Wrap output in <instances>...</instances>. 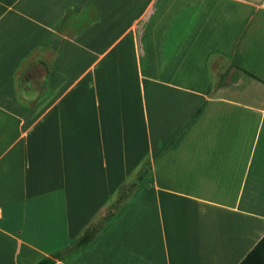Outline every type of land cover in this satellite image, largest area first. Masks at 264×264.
<instances>
[{"label": "crops", "instance_id": "0c3cea01", "mask_svg": "<svg viewBox=\"0 0 264 264\" xmlns=\"http://www.w3.org/2000/svg\"><path fill=\"white\" fill-rule=\"evenodd\" d=\"M263 236L264 0H0V264H239Z\"/></svg>", "mask_w": 264, "mask_h": 264}, {"label": "trees", "instance_id": "16d2710c", "mask_svg": "<svg viewBox=\"0 0 264 264\" xmlns=\"http://www.w3.org/2000/svg\"><path fill=\"white\" fill-rule=\"evenodd\" d=\"M199 111L200 109L195 112L190 122H192L196 118ZM148 169H149V162L148 160H145L144 162L141 163V168L138 171V176L141 177L143 175H146L148 173ZM108 219L109 218H106L102 223L96 224L94 226H90L86 230H84L83 234L76 240V242H73V248L70 251L68 250L69 252L67 253L76 252L84 248L88 244H90L91 241L94 239V237L97 235L103 223L106 222ZM62 257H63L62 253H56L53 254L51 257L43 258L37 264H54L55 260H59ZM239 264H264V236L257 242V244L242 259V261Z\"/></svg>", "mask_w": 264, "mask_h": 264}, {"label": "rangeland", "instance_id": "374dc122", "mask_svg": "<svg viewBox=\"0 0 264 264\" xmlns=\"http://www.w3.org/2000/svg\"><path fill=\"white\" fill-rule=\"evenodd\" d=\"M133 90H134V86H133ZM137 93H138V90H137V87H136V91L134 90V94L131 95V96H134V97L131 98V99H134V103H136V110H137V108H138ZM136 112H137V113H136V116H137L138 111H136ZM136 123H137V122H136ZM136 129H139V130H140V133H141L140 139H141V138L144 139V138H145V135L143 134V133H144L143 125L140 124V128H139V126L137 125ZM144 147H145V141H144V142H143V141L139 142L138 148H139L140 152H142V153L144 152V153H145V157L143 158V160L141 161V163L144 162L145 160H148V156H147L148 152H147L146 150H144V149H145ZM141 163H140V165H139L138 167H141ZM137 175H138V171L136 172V176H137ZM132 180H134V178L130 179V182H128V183L122 188V190H124L125 188H127V187L129 186L128 184L131 183ZM82 234H83V232H82ZM82 234H81V235H82ZM79 237H80V236H79ZM77 239H78V238L74 239V242H76Z\"/></svg>", "mask_w": 264, "mask_h": 264}]
</instances>
